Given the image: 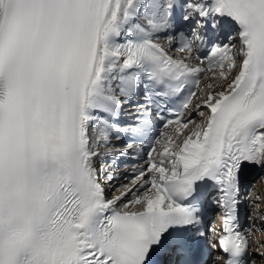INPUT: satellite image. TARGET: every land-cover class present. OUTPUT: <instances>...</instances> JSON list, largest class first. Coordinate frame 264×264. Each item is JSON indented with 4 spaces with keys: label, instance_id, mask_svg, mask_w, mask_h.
I'll return each mask as SVG.
<instances>
[{
    "label": "snow or ice",
    "instance_id": "6c2138e0",
    "mask_svg": "<svg viewBox=\"0 0 264 264\" xmlns=\"http://www.w3.org/2000/svg\"><path fill=\"white\" fill-rule=\"evenodd\" d=\"M225 15L239 31L210 44ZM144 145L108 199L104 158ZM246 166L264 170V0H0V264H196L206 183L217 264H264Z\"/></svg>",
    "mask_w": 264,
    "mask_h": 264
},
{
    "label": "bare ground",
    "instance_id": "6f19581e",
    "mask_svg": "<svg viewBox=\"0 0 264 264\" xmlns=\"http://www.w3.org/2000/svg\"><path fill=\"white\" fill-rule=\"evenodd\" d=\"M210 81L209 80H207V79H205L204 80V82H203V86L205 85V84H207V83H209ZM203 86H202V88H203ZM200 122V121H199ZM192 126H190V128H191ZM262 177H263V179H262ZM259 182H257L256 184H255V181L256 180H258V179H255V180H252V179H250V180H247L246 182L244 181V184H248V183H250V184H255V186H254V188H257L258 189V191L256 192V197H260L261 198V201H264V174L262 173L260 176H259ZM130 184H131V181H129L127 184H125V185H129L130 186ZM112 186V185H111ZM110 186V187H111ZM123 189H119L117 192H118V194H120V192L122 191ZM143 190H141V192H142ZM110 192V191H109ZM131 198V197H130ZM263 203L264 202H259V203H257L258 205H259V209H260V211H262V214H264V205H263ZM138 207V206H137ZM264 226V225H263ZM260 241L259 242H264V236L262 235L261 237H259L258 238ZM259 245V244H258ZM257 246V245H256ZM205 264H209V261H207ZM256 264H260V260H259V258L256 256Z\"/></svg>",
    "mask_w": 264,
    "mask_h": 264
},
{
    "label": "rangeland",
    "instance_id": "374dc122",
    "mask_svg": "<svg viewBox=\"0 0 264 264\" xmlns=\"http://www.w3.org/2000/svg\"><path fill=\"white\" fill-rule=\"evenodd\" d=\"M122 186H123V185H121V186H120V185H118L117 187H114V188H115L114 190L123 189V188H122ZM114 190H113V191H114ZM113 191H112V192H113ZM117 193H118V192H117ZM118 195H119V194H118ZM130 197H131V196H129V197H126V198H125V200H127V199H130Z\"/></svg>",
    "mask_w": 264,
    "mask_h": 264
}]
</instances>
